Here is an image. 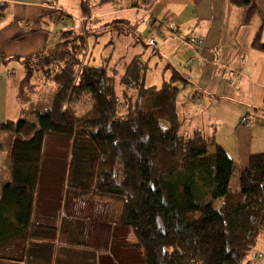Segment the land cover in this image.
Wrapping results in <instances>:
<instances>
[{"label":"trees","instance_id":"trees-1","mask_svg":"<svg viewBox=\"0 0 264 264\" xmlns=\"http://www.w3.org/2000/svg\"><path fill=\"white\" fill-rule=\"evenodd\" d=\"M114 1L80 0L81 18ZM263 29L264 14L252 43L262 52ZM86 36L59 31L52 46L23 60V82L36 64L55 91L45 111L32 113L35 121L0 123V137L13 133L7 164L0 165V255L20 237L51 248L55 228L36 223L33 211L46 139L61 138L70 142L66 189L82 200L121 204V224L143 264H255L264 238V154L250 157L231 191L235 164L214 138L180 134L174 80L182 77L144 88L148 65L141 55L121 75L120 62L91 66L83 57ZM79 166L81 178L72 183Z\"/></svg>","mask_w":264,"mask_h":264},{"label":"crops","instance_id":"crops-1","mask_svg":"<svg viewBox=\"0 0 264 264\" xmlns=\"http://www.w3.org/2000/svg\"><path fill=\"white\" fill-rule=\"evenodd\" d=\"M0 2L3 4L0 9L10 10L8 15L14 20L2 24L0 29L11 31L13 43H26L22 51L26 52L25 58L35 56L49 45L50 35L43 29L44 16L50 13L70 16L63 0H55V3L53 0ZM115 2L124 3V6L120 9H109V4L95 6L89 20L81 18L80 10L77 22L84 26L86 33V23L96 22L98 18L127 13L149 16V28L152 26L157 36L154 45L159 44L165 52L164 55L161 51L158 53L166 61L165 68L172 73L166 81V74L162 72L160 87L171 81L176 69L183 79L174 80L178 88L176 111L181 123L180 134L189 137L200 132L213 137L236 168L244 169L251 156L264 154V52L252 47L261 26L264 0ZM136 4L140 7H135ZM57 21L64 24L65 20ZM162 28L167 31L165 35L160 33ZM172 32L183 38H196L199 41L196 52L170 37L167 40ZM58 37L59 32H56L52 44ZM260 43L264 45V29L260 33ZM24 70L22 67L21 70H6L0 60V123L24 117L19 102L25 84ZM27 94L34 96L36 92L28 88ZM242 118L247 119L250 128L241 124ZM49 139L61 138L46 139L33 218L40 225L55 228L51 248L35 247L40 240L33 237L12 239L1 250L0 264H143L141 251L133 247L135 241L130 229L121 224V204L76 197L66 189L67 170L64 186L59 187L57 151L50 163L52 174L44 182L47 193L40 195ZM68 146L69 161L70 142ZM58 188L62 189L61 194H56ZM80 243L83 245L79 246Z\"/></svg>","mask_w":264,"mask_h":264},{"label":"rangeland","instance_id":"rangeland-1","mask_svg":"<svg viewBox=\"0 0 264 264\" xmlns=\"http://www.w3.org/2000/svg\"><path fill=\"white\" fill-rule=\"evenodd\" d=\"M66 2L65 7L68 8L69 15L72 17L64 18V24L60 21H57L59 18V14L50 13V15L44 16L42 19L44 20L43 29L47 31L50 35L49 37V45L52 46V37L56 32L66 31L67 29H73L77 34H84V26L77 22V19L80 15V1L77 0H63ZM55 3V0H53ZM126 3V1H123ZM122 4H116V2L109 3V9H120ZM61 6L64 7L62 3ZM10 10L8 9H0V26L2 24H9V22L14 21L11 15H8ZM68 15V14H67ZM11 16V17H10ZM65 16V15H64ZM74 18V19H73ZM148 15L141 13H130V14H120L109 17L98 18L95 21H89L86 23V49L85 54L83 55L84 60L91 66H101L108 65L109 68H112L116 63L120 62L117 67V74L121 75L123 73V68L127 65L133 57L137 55H141L143 60L147 61L148 69L146 70L144 88L150 87H160V79L162 76V72L166 74V81H169L171 77L170 70L165 68L166 61L164 57L159 55L158 52L165 53L159 44L154 45L156 42V31L149 28L148 24ZM74 22V23H73ZM79 26H81L79 28ZM152 29V30H151ZM166 29L162 28V34H166ZM11 31L8 29H0V50L3 51V57L5 58V62L3 64L6 66V70L14 71L21 70L23 68V60L26 56H24L26 52V43L24 41L13 43L11 41ZM171 38V35H167L168 38ZM175 40V39H173ZM180 43L179 40H176ZM181 44V43H180ZM182 45V44H181ZM184 46V45H183ZM164 55V54H163ZM2 62V61H1ZM171 65V62H168ZM40 66L36 64L31 65L32 75H30V79L27 83L24 84L23 92L21 97L19 98V102L21 103V108L24 111L25 119H32L31 113L33 111L41 112L45 111L46 107L49 105V99L51 95L55 91V87L53 83L45 77L43 70H40ZM25 68H23L24 70ZM25 71V70H24ZM175 76L181 77L179 73V69H176ZM181 82V81H180ZM34 89L36 94L30 95L27 94V90ZM40 92V93H39ZM40 98V99H39ZM34 100V101H32ZM38 100V101H37ZM48 101V102H47ZM38 107V108H37ZM13 140V133H2L0 137V142L2 146L0 148V165L7 164V159L10 153L11 143ZM68 142L63 139H49L48 144L45 151V159L43 162V170H42V186H41V194L45 195L47 193V188L44 185L46 178L50 177L52 171H50V163L54 158V152L58 154V162H59V172H60V184L64 186L66 168L68 163ZM52 164V163H51ZM241 170L239 166H235V169L232 172L229 188L231 191H237L238 187V173ZM82 169L80 166L75 169L72 183L81 178ZM55 177H58V174H55ZM58 188L56 194H61V190ZM73 192V191H72ZM71 192V193H72ZM264 238L259 239L258 245L253 252L254 255H258V259L254 258L255 264H264Z\"/></svg>","mask_w":264,"mask_h":264},{"label":"built area","instance_id":"built-area-1","mask_svg":"<svg viewBox=\"0 0 264 264\" xmlns=\"http://www.w3.org/2000/svg\"><path fill=\"white\" fill-rule=\"evenodd\" d=\"M171 38L175 39V40H179L180 43L188 48H190L191 50H193L194 52H196V49L199 45V41L194 38V37H187V38H183L179 33L177 32H172L171 34ZM197 55V53H196ZM198 57V55H197ZM230 75L233 73V70L229 71ZM241 124L245 127V128H250V124L248 123L246 118H242L241 119Z\"/></svg>","mask_w":264,"mask_h":264},{"label":"water","instance_id":"water-1","mask_svg":"<svg viewBox=\"0 0 264 264\" xmlns=\"http://www.w3.org/2000/svg\"><path fill=\"white\" fill-rule=\"evenodd\" d=\"M255 257V256H254Z\"/></svg>","mask_w":264,"mask_h":264}]
</instances>
